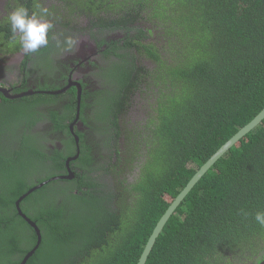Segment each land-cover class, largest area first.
<instances>
[{"label": "trees", "instance_id": "1", "mask_svg": "<svg viewBox=\"0 0 264 264\" xmlns=\"http://www.w3.org/2000/svg\"><path fill=\"white\" fill-rule=\"evenodd\" d=\"M56 2L47 18L58 24L68 23L76 14L109 22L112 32L138 25L137 36L128 34L127 39L140 58L155 64L148 76V97L156 103L145 121L147 128H133L124 140L130 146L117 151V165L142 169L132 182L129 173L115 172V196L96 198L102 191L97 188L105 186L96 187L89 176L75 173L73 181L66 180L68 187L50 182L22 202V213L41 236L25 264H136L153 228L192 176L264 108V0ZM40 8L37 0L32 1L33 12L39 14ZM151 31L168 41V52L164 50L168 58L154 43H140ZM6 32L11 33L7 28L0 33L2 49L9 44H1ZM10 114L25 117L27 109L0 103V223L6 222L2 233L7 235L0 239L7 241L0 248V264H20L36 244L34 230L16 212L17 199L62 173L61 166L47 164L50 158L43 144L25 134L34 120L29 118L22 130L24 124H14ZM87 160L92 157L84 150ZM83 187L84 195L100 208V225L94 218H84V200L75 213L84 196L72 193ZM52 189L66 198L52 199ZM56 203H61L57 210L62 215L66 208L74 210L66 212L69 218L64 224L56 220V212L53 216ZM240 209L249 215H240ZM258 211H264V120L189 192L145 264H230L224 252L244 251L257 254L255 264H260L264 228L254 220Z\"/></svg>", "mask_w": 264, "mask_h": 264}, {"label": "flooded vegetation", "instance_id": "2", "mask_svg": "<svg viewBox=\"0 0 264 264\" xmlns=\"http://www.w3.org/2000/svg\"><path fill=\"white\" fill-rule=\"evenodd\" d=\"M32 1L34 0H0V33L4 28L10 29L7 16L18 4H23L30 13L33 12ZM37 2L48 9L52 5H58L56 0ZM45 18L51 21L54 28L49 34L48 46L35 54L25 55L18 44L12 46L11 33H5L6 41H1V44H9L6 49L0 47V88H4L7 95L0 93V103L11 102L27 109L28 117L18 114L9 116L14 119V124H24L22 130L27 127L25 122H29V118L34 120L31 128L25 130V134H31L34 141L43 144L50 158L47 164L62 167V173L56 172L58 176L55 178L72 173L73 177L68 179L71 182L75 173L84 174L91 181H95L96 187L105 186V189L97 188L102 191L96 198L108 195L113 197L117 189L114 183L115 172L127 176L129 173L132 176L127 178L132 182L137 179L139 169H142L140 167L130 171L129 168L117 165V151H126L130 146V142L124 140L133 132V128H147L145 121L156 103L148 97L151 86L148 76L155 64L151 59L140 58L135 52L136 46H129L127 36L129 34L135 38V28L138 25H130L128 29L118 28L112 32L107 29L109 22L94 21L84 15L78 17L74 14L69 24L61 21L62 25L53 22L52 18ZM65 36H72L79 42L71 53L57 47V38L63 40ZM148 36L150 37L142 39L140 43L143 46L154 43L160 48L161 55L168 58V41L152 31ZM127 75L129 79L125 78ZM3 127L6 129V125ZM16 132L19 135V125L16 126ZM84 150L88 151L92 160L84 161ZM112 153L113 159L110 160ZM39 176L43 178L44 174ZM66 180L54 182L64 186L68 184ZM56 189L50 192L52 199L66 198L55 192ZM86 189L83 187L82 191L72 193L78 197L84 196L75 213L81 211L84 200V218H94L95 223L100 225L99 220L97 222L100 208L95 200L89 199L91 196L84 195ZM28 196L19 204V210ZM17 201L14 207L18 214ZM88 201L91 202L87 204ZM28 204L29 209H34L33 202ZM60 204H54L53 216L55 217L56 212V220L63 223L69 218L67 213L74 210L72 206L66 208L63 211L64 216L57 210ZM18 216L30 229L33 228L19 214ZM29 221L32 222L30 219ZM5 226L6 222L0 223V239L7 237L2 233ZM5 244L6 240H0V248ZM224 255L230 264H255L257 259V254L247 251L238 254L224 252Z\"/></svg>", "mask_w": 264, "mask_h": 264}, {"label": "water", "instance_id": "3", "mask_svg": "<svg viewBox=\"0 0 264 264\" xmlns=\"http://www.w3.org/2000/svg\"><path fill=\"white\" fill-rule=\"evenodd\" d=\"M0 93L7 95V92L4 90V88H0ZM264 120V108L244 127H242L239 131H237L228 141H226L201 167L200 169L192 176V178L188 181V183L185 185V187L181 190V192L175 197L173 202L168 206L164 214L161 216L155 227L153 228L150 236L148 237V240L146 244L144 245V249L141 253V256L136 264H145L152 248L162 232L164 226L168 222L169 218L174 214L178 206L181 204V202L185 199V197L189 194V192L194 188V186L199 182V180L210 170L214 164L232 147L234 146L238 141H240L244 136H246L248 133H250L254 128H256L262 121ZM73 177V174H69L65 177H57L52 178L49 181H44L43 183L34 186L31 188L26 194H24L22 197L19 198V200L16 203V207H19V204L21 201L31 194L32 192L36 191L37 189L44 187L50 182H54L57 180H63V179H71ZM18 208V214L26 220L33 228L37 240L34 248L32 251H30L22 260L20 264H25L26 261L32 256V254L35 252V250L39 247L41 242V236L38 227L34 225L32 222L29 221L28 218L22 213V211ZM264 264V260L260 263Z\"/></svg>", "mask_w": 264, "mask_h": 264}, {"label": "clouds", "instance_id": "4", "mask_svg": "<svg viewBox=\"0 0 264 264\" xmlns=\"http://www.w3.org/2000/svg\"><path fill=\"white\" fill-rule=\"evenodd\" d=\"M49 10L41 7L39 14L29 12V9L23 4H18L7 16V23L10 25L12 46L19 45L25 55L35 54L49 44V34L54 25L46 19ZM57 47L63 48L65 52L71 53L78 46V41L72 36H65L63 40L57 38ZM240 215L245 218L249 213L240 209ZM255 222L264 228V211H258L254 214Z\"/></svg>", "mask_w": 264, "mask_h": 264}]
</instances>
